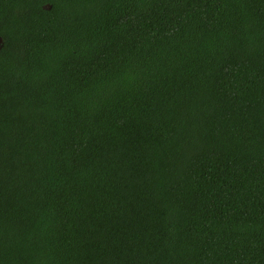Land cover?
<instances>
[{
  "label": "trees",
  "instance_id": "1",
  "mask_svg": "<svg viewBox=\"0 0 264 264\" xmlns=\"http://www.w3.org/2000/svg\"><path fill=\"white\" fill-rule=\"evenodd\" d=\"M0 264H264V0H0Z\"/></svg>",
  "mask_w": 264,
  "mask_h": 264
},
{
  "label": "water",
  "instance_id": "2",
  "mask_svg": "<svg viewBox=\"0 0 264 264\" xmlns=\"http://www.w3.org/2000/svg\"><path fill=\"white\" fill-rule=\"evenodd\" d=\"M0 42H2V39H0Z\"/></svg>",
  "mask_w": 264,
  "mask_h": 264
}]
</instances>
